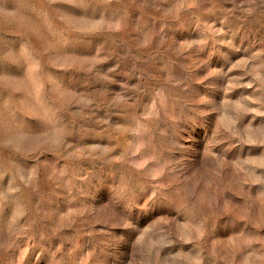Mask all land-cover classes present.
I'll return each instance as SVG.
<instances>
[{
  "label": "clouds",
  "instance_id": "clouds-1",
  "mask_svg": "<svg viewBox=\"0 0 264 264\" xmlns=\"http://www.w3.org/2000/svg\"><path fill=\"white\" fill-rule=\"evenodd\" d=\"M56 2L0 34V264H264V0Z\"/></svg>",
  "mask_w": 264,
  "mask_h": 264
},
{
  "label": "rangeland",
  "instance_id": "rangeland-1",
  "mask_svg": "<svg viewBox=\"0 0 264 264\" xmlns=\"http://www.w3.org/2000/svg\"><path fill=\"white\" fill-rule=\"evenodd\" d=\"M16 0H0V34L6 38L14 40L16 43L13 45L14 52H19V45L24 40L30 39L33 47L45 46L41 39H38L37 29L41 18L35 12L26 9L16 8ZM60 12L67 15L70 19L71 26L82 33H92L98 31L103 25L104 21L98 18L86 16L80 10L73 8L67 4L65 0H57L53 6ZM39 11V9H38ZM45 36L47 33H43ZM49 55L54 56L55 59L62 65L73 66L83 65L90 60H101L104 65L110 64L108 61H103L101 56H98L95 50H69L67 45L55 44L54 48H50ZM39 65L33 63L28 66V73L32 74L37 71ZM62 71L64 69H61ZM68 72H72V67H68ZM20 77L16 76V80ZM70 91L79 92L80 89H70ZM69 103L73 102V97L69 96ZM77 101H82L83 97H75Z\"/></svg>",
  "mask_w": 264,
  "mask_h": 264
}]
</instances>
